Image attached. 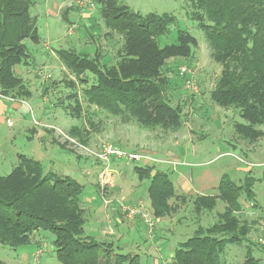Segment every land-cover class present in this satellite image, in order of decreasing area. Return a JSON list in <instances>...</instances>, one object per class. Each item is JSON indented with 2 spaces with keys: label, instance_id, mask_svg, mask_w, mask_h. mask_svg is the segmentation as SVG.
Here are the masks:
<instances>
[{
  "label": "trees",
  "instance_id": "trees-1",
  "mask_svg": "<svg viewBox=\"0 0 264 264\" xmlns=\"http://www.w3.org/2000/svg\"><path fill=\"white\" fill-rule=\"evenodd\" d=\"M37 1L0 0V95L15 100L25 101L32 95L16 66L29 64L30 54L24 41H41L31 11ZM73 2L78 3L76 7L81 2L96 6L109 30L123 38L112 63L105 61L100 44L94 57L72 49L56 50L63 64L85 84L83 100L87 105L150 130H180L184 126V110L182 104H172L167 96L171 85L168 72L174 69L173 60L195 54L197 38L187 30H178L177 43L161 46L159 37L176 25L172 15L152 12L144 16L121 0ZM189 2L191 17L207 32L213 58L223 67L211 98L222 107L240 108L244 122L235 125L236 133L255 142L264 135L258 127L264 124V0ZM76 7L73 4L63 11L62 17L68 23L72 22L68 14ZM87 73L91 74L89 78ZM67 84L76 88L74 81ZM68 98L75 102L66 106L71 109L69 113L81 119L84 109L78 92ZM44 129L54 134V130ZM68 133L89 144L91 134L86 127L74 125ZM53 140L66 147V143L54 137ZM134 170L141 179L151 178L148 194L157 220L173 216L187 202L190 195L177 193L168 172L155 170L153 164H136ZM254 178L248 174L245 186L224 176L217 195L193 198L198 215L212 211L219 200L226 204L225 210L212 226L198 221L194 235L179 244L171 264H228L222 259L228 245L246 241L250 249L242 264H263L252 253L253 245H260L250 238L257 221H241L236 215L243 210L239 197H255ZM259 180L264 184V170ZM83 191L84 185L75 178L46 172L39 160L19 154L12 172L0 174V242L20 248L31 242L34 232L46 230L55 235L54 246L61 264H140L138 254L115 253L112 243L85 235ZM173 198L181 199L182 205L172 204Z\"/></svg>",
  "mask_w": 264,
  "mask_h": 264
},
{
  "label": "rangeland",
  "instance_id": "rangeland-1",
  "mask_svg": "<svg viewBox=\"0 0 264 264\" xmlns=\"http://www.w3.org/2000/svg\"><path fill=\"white\" fill-rule=\"evenodd\" d=\"M121 1L144 16L152 12L167 13L176 19V25H172L168 33L159 37L161 46L177 43L178 30H187L197 38L195 54L190 58H176L172 61L174 69L168 72L171 85L167 96L172 104H182L184 126L176 132L161 128L150 130L139 126L133 120H123L104 110L96 111L95 107H89L83 100L85 84L63 64L56 50L72 49L94 57L100 44L105 61L112 63L115 62L117 50L123 44L122 35L109 30L94 5L88 6L81 2L76 7L78 3L73 0H38L31 11L36 17L41 41L34 43L26 39L24 42L30 54L29 64L16 66V71L20 72L32 95L25 101L8 98L17 101L19 109L16 113L14 109H10L7 115L0 117V174H10L18 164V155L25 154L39 160L46 172L69 175L78 180L84 185V197L90 194L98 196V176L100 178L99 171L102 167L91 157L62 147L53 140L51 133L43 130L42 125L35 124L34 119L53 124L67 133L72 126L82 125L91 134L88 145L92 148L97 149L103 143H112L127 151H146L168 160V163L152 164L155 170L169 173L179 195L185 187L176 178L179 171L187 172L191 169L195 175L209 171L216 177L217 183L227 176L239 185L245 183L248 174L255 176L252 183L255 197H239L243 210L236 215L241 221H257L250 238L259 243V238L264 235V184L259 180L264 170V135L255 142L241 138L235 130L237 123L244 122L240 108H225L212 100L211 92L215 89L223 67L213 58L207 32L191 17L189 0ZM73 4L76 10L69 12V20L72 22L68 23L62 17L63 11ZM107 33L109 34L106 35ZM183 66L195 71L197 90L187 87V75L181 74ZM89 76L91 74L87 73L86 77ZM68 81H74L76 88L68 86ZM75 91L78 92L84 109L81 119L73 117L69 113L71 109L66 108L71 103L74 105V100L69 99L68 95ZM89 121L93 123L92 126ZM32 127L36 130H32ZM258 127L264 131V124ZM119 163L123 164V161ZM135 165L124 167L126 178L123 176L121 181L135 190L124 202L130 205L144 202L152 212L147 192L151 178L140 180L134 171ZM110 167L115 180L118 178V170L112 165ZM218 187L211 188L210 194L217 195ZM195 196L197 195L188 196L184 205L179 202L181 199L173 198L171 203H180L181 209L173 216L156 221L154 233H150L143 222L138 225L136 232L132 230L123 239L116 235L101 236L103 222L107 223L103 203H83L87 211L85 235L100 242L114 243L115 253L138 254L140 264H151L153 259L160 260L161 264H170L171 256L179 244L194 235L199 223L212 226L219 220V214L225 210L226 204L219 200L212 211L198 215L193 206ZM198 219L201 222L198 223ZM54 240L55 235L52 232L40 230L33 233L28 245L20 248L0 242V264H61ZM248 243L246 241L242 245H228L222 259L228 264H242L250 249L247 247ZM40 250L42 254L35 259ZM252 253L261 258L264 264L263 244L253 245Z\"/></svg>",
  "mask_w": 264,
  "mask_h": 264
},
{
  "label": "crops",
  "instance_id": "crops-1",
  "mask_svg": "<svg viewBox=\"0 0 264 264\" xmlns=\"http://www.w3.org/2000/svg\"><path fill=\"white\" fill-rule=\"evenodd\" d=\"M17 73L19 74L20 72H17ZM45 86L47 87V84L45 83V80H44V88H45ZM9 102H11V103H9ZM16 103H17V101H11V100H8V98L0 97V117L7 115L8 112L10 111V109H14L15 110L14 112L16 113V110L19 109V104H16ZM32 130H36V129L34 127H32ZM43 130L45 132L49 133V131L47 129H43ZM69 135H71V134H69ZM51 136H52V138L54 137L55 139H57L61 143H66V148H70L73 151H75L77 154L81 155L76 150H74V148H72L67 142H63L59 138V136L57 134H55V132ZM119 161H123V160H113L111 163V165L114 166L118 170V175H117L118 178L114 180L113 172L110 169L111 167H109L110 183L106 186V188L104 190L105 197L107 199H110L112 201V203L107 205L104 201L103 195L101 193L102 187H101V184L99 182V180H100L99 176H98V185H99V188H98L99 193L98 194L99 195L96 196V194H90V195H86L85 197L83 196V203H86L88 205L92 204V202L93 203H95V202L103 203V206H105V208H106L107 223L103 222V225L101 227L102 228L101 236L106 235V236L110 237V236L116 235L119 237V239H123L125 237V235H130L132 230H135L133 232H136L138 225L141 223L143 224V221L140 218H128V217H126L125 214L120 210V208L118 206L119 201L127 200L131 196V194L135 192V190H133L130 186H126L121 181L123 179V176L125 175V172H126V169L124 167H128V166H131L133 164L126 163L125 161H123V164H120ZM98 165H100V163H98ZM101 170L99 171V174H100ZM87 174H89V172H87ZM176 178L178 179V181H179L178 183L182 187H184V185H185V187L182 188V191H183L182 194L190 195V196L198 195V194L216 195V194H210L211 193L210 189L214 188V187H218V185H219V183L216 182V177L209 171H204V172H201V173L196 174V175H195V172L191 169L187 172L179 171L178 173H176ZM140 180H143V179L140 178ZM147 192H148V188H147ZM148 197H149V194H148ZM149 200H150V198H149ZM140 201H142V200H140ZM143 201H145V200H143ZM149 207H151V202H150ZM85 209H86V207H85ZM151 210L153 212L152 207H151ZM86 213H87V211H86ZM163 219H165V217L161 218V219L159 218L157 221L159 222ZM198 221L201 222V219H198L197 222ZM198 226H199V224H198ZM198 226H197V228H198ZM108 243H112V242H108ZM112 244L114 247V243H112ZM172 256H171V258H172ZM151 264H161V261L158 259H153V262ZM162 264H164V262ZM170 264H171V262H170Z\"/></svg>",
  "mask_w": 264,
  "mask_h": 264
},
{
  "label": "built area",
  "instance_id": "built-area-1",
  "mask_svg": "<svg viewBox=\"0 0 264 264\" xmlns=\"http://www.w3.org/2000/svg\"><path fill=\"white\" fill-rule=\"evenodd\" d=\"M181 74L187 75V87L192 90H197V82H196V73L193 69L187 66H183L181 68ZM1 97L8 98L0 95ZM12 123L11 121L9 122ZM35 124H40L44 128L54 130L55 134L59 136V138L63 142H67L74 150L82 155H86L91 157L95 162L100 163L102 166V170L100 173V184L102 187V195L105 203L108 205L112 203L110 199L105 197L104 190L106 186L110 183V174L109 167L113 160H124L126 163L130 164H139L143 163V165H149L153 162H162L168 163L169 161L166 159H160L159 157L154 156L153 154L146 151H137L130 150L127 151L121 147H118L112 143H103L99 148H92L90 145L84 144L78 138L69 135L67 132L58 128L57 126L49 123H42L39 120L34 119ZM118 206L120 210L125 214L128 218H140L149 228L150 233L154 232L155 224L157 219L153 216L152 212L146 206L144 202H139L135 205H130L125 203L124 201H119ZM259 243L264 245V235L259 238ZM42 254L40 250L38 254L35 256V259H38Z\"/></svg>",
  "mask_w": 264,
  "mask_h": 264
}]
</instances>
